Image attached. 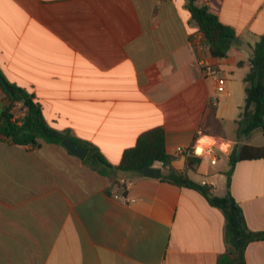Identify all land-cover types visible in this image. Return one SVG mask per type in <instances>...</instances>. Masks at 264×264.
<instances>
[{
    "label": "crops",
    "instance_id": "0c3cea01",
    "mask_svg": "<svg viewBox=\"0 0 264 264\" xmlns=\"http://www.w3.org/2000/svg\"><path fill=\"white\" fill-rule=\"evenodd\" d=\"M197 5L235 30L227 58L211 56L187 0H0V72L34 95L48 127L97 147L110 164L163 128L169 154L204 153L191 167L175 156L172 166L223 197L234 148L264 147L261 132L245 136L237 124L264 0ZM201 60L226 79L225 93ZM8 103L0 87V114ZM219 143L227 152L213 165L206 147ZM111 173L64 146L0 135V264H217L226 250L221 210L194 189ZM124 187L126 202L115 198ZM229 192L248 228L264 232V157L237 162ZM245 258L264 264V240Z\"/></svg>",
    "mask_w": 264,
    "mask_h": 264
},
{
    "label": "trees",
    "instance_id": "16d2710c",
    "mask_svg": "<svg viewBox=\"0 0 264 264\" xmlns=\"http://www.w3.org/2000/svg\"><path fill=\"white\" fill-rule=\"evenodd\" d=\"M187 10L202 34L204 45L211 56L218 60L227 58L232 44L238 39L235 30L223 24L208 7L197 5V0H187ZM250 61L251 70L244 78L245 104L241 108L240 120L237 124L244 125L242 133L245 136L256 131L264 135V34L252 48ZM11 86L13 92L9 93L0 82V87L9 100L0 114V135L7 140L18 145L39 146L41 142H45L63 146L62 141L70 139L88 148L85 163L105 176H111L113 171L139 174V169L152 167L156 162H161L163 169L167 170L166 174L161 175V181L194 189L201 193L213 207L222 211L225 218L226 250L219 256L217 264H247L245 252L248 245L264 240V232H253L248 228L241 207L229 192L235 164L243 159L264 157V147L243 145L234 148L229 156V170L226 172L228 192L225 196L218 197L211 192V186L194 182L185 172L172 166L175 156L166 150L163 128L157 127L140 135L136 144L123 153L120 163L113 165L103 157L97 147L48 127L42 106L35 100L34 95L25 88ZM18 101L22 102L27 109V115L21 125L13 122L10 114L13 104ZM196 160V158H188V166L191 167ZM119 187L122 188V186Z\"/></svg>",
    "mask_w": 264,
    "mask_h": 264
},
{
    "label": "built area",
    "instance_id": "2783aa9c",
    "mask_svg": "<svg viewBox=\"0 0 264 264\" xmlns=\"http://www.w3.org/2000/svg\"><path fill=\"white\" fill-rule=\"evenodd\" d=\"M199 64L203 70V73L207 76H217L216 81V92L218 94H223L226 91V79L224 77L218 76V70L214 68L213 66L208 65L204 60L199 61ZM217 101H213V105H216ZM10 114L12 116V121L15 122L18 125H21L23 123L24 118L27 115V109L24 107L22 102H15L11 108ZM208 156L211 159V164L215 165L218 161V157L216 152L226 153L227 147H225L223 144H212L210 146L206 147ZM203 152L199 151L197 148L191 146V147H177L175 149V152L173 153L174 156L177 157H184L186 160L188 158H196L199 159L203 156ZM154 166L162 167L163 164L161 162H156ZM122 195L115 196L116 199L127 201V193H126V187L123 189Z\"/></svg>",
    "mask_w": 264,
    "mask_h": 264
},
{
    "label": "water",
    "instance_id": "95a60500",
    "mask_svg": "<svg viewBox=\"0 0 264 264\" xmlns=\"http://www.w3.org/2000/svg\"><path fill=\"white\" fill-rule=\"evenodd\" d=\"M0 82L2 83L3 87L9 93L13 92V87L11 84L5 79V77L0 72ZM62 145L73 155L78 157L81 160L86 159L88 154V148L78 144L75 141L70 139H64L62 141ZM139 174L146 178H153V179H160L162 173V167L152 166V167H145L138 170Z\"/></svg>",
    "mask_w": 264,
    "mask_h": 264
},
{
    "label": "rangeland",
    "instance_id": "374dc122",
    "mask_svg": "<svg viewBox=\"0 0 264 264\" xmlns=\"http://www.w3.org/2000/svg\"><path fill=\"white\" fill-rule=\"evenodd\" d=\"M258 133L261 134L260 131H258ZM166 173H167V170L163 169V174H166ZM221 195H223V194H221Z\"/></svg>",
    "mask_w": 264,
    "mask_h": 264
}]
</instances>
